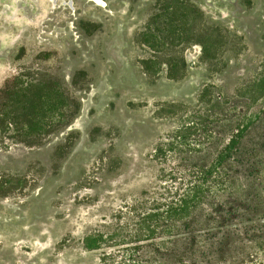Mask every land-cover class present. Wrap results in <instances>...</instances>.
<instances>
[{
  "label": "rangeland",
  "instance_id": "rangeland-1",
  "mask_svg": "<svg viewBox=\"0 0 264 264\" xmlns=\"http://www.w3.org/2000/svg\"><path fill=\"white\" fill-rule=\"evenodd\" d=\"M100 1L0 0V264H99L155 149L209 166L248 114L228 199L264 224V0Z\"/></svg>",
  "mask_w": 264,
  "mask_h": 264
},
{
  "label": "trees",
  "instance_id": "trees-1",
  "mask_svg": "<svg viewBox=\"0 0 264 264\" xmlns=\"http://www.w3.org/2000/svg\"><path fill=\"white\" fill-rule=\"evenodd\" d=\"M255 88L264 100V74ZM256 121L248 114L229 126L209 166L182 152L171 156L176 139L160 144L153 159L161 167L149 184L120 201L84 238V250L100 252L99 264H264V224L246 226L241 203L228 199L234 182L227 163L242 155Z\"/></svg>",
  "mask_w": 264,
  "mask_h": 264
},
{
  "label": "bare ground",
  "instance_id": "bare-ground-1",
  "mask_svg": "<svg viewBox=\"0 0 264 264\" xmlns=\"http://www.w3.org/2000/svg\"><path fill=\"white\" fill-rule=\"evenodd\" d=\"M84 1L93 3V4L101 7V5H100L101 1L100 0H84Z\"/></svg>",
  "mask_w": 264,
  "mask_h": 264
}]
</instances>
